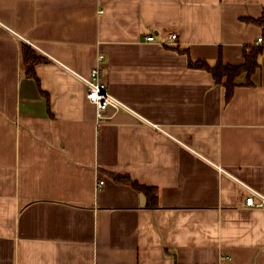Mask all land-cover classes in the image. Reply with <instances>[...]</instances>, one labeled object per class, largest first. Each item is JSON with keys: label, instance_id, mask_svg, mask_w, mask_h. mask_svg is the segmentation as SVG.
I'll list each match as a JSON object with an SVG mask.
<instances>
[{"label": "crops", "instance_id": "1", "mask_svg": "<svg viewBox=\"0 0 264 264\" xmlns=\"http://www.w3.org/2000/svg\"><path fill=\"white\" fill-rule=\"evenodd\" d=\"M263 11L264 0H0V264H264V207L245 201L264 194V53L229 102L188 65L242 64L264 45L249 20ZM22 43L47 58L40 84ZM100 54L108 91L134 110H108L102 125L80 78ZM111 173L157 188L159 205Z\"/></svg>", "mask_w": 264, "mask_h": 264}, {"label": "trees", "instance_id": "2", "mask_svg": "<svg viewBox=\"0 0 264 264\" xmlns=\"http://www.w3.org/2000/svg\"><path fill=\"white\" fill-rule=\"evenodd\" d=\"M254 21L262 27L264 40V11L262 15L255 19H249ZM22 63L26 69V74L29 77L34 78L38 84L40 80L36 74L35 66L40 62H46L47 58L36 51L31 45L22 43ZM264 53V45H252L245 48L244 51V62L242 64H230L224 62L222 55L220 54L218 60L211 64L207 60L197 59L194 60L191 56L188 57V65L190 68L203 69L210 72L216 82L225 89V102H229L233 95L235 88L239 85L237 78L242 74L246 73L247 83L246 85H253L251 80L252 75L260 67L259 57ZM40 86V85H39ZM42 91V90H41ZM44 94L48 95L45 91ZM111 177L120 183H128L136 188L138 191L144 192L150 200L148 203L149 207H157L159 205V193L158 189L152 186L140 184L137 180L131 178L128 174L122 173H111Z\"/></svg>", "mask_w": 264, "mask_h": 264}, {"label": "built area", "instance_id": "3", "mask_svg": "<svg viewBox=\"0 0 264 264\" xmlns=\"http://www.w3.org/2000/svg\"><path fill=\"white\" fill-rule=\"evenodd\" d=\"M146 39L148 41H153L155 40V36L151 34L148 35ZM170 40L172 43L176 42L178 40V35L176 33L171 34ZM257 42H263L262 36L258 38ZM103 61L104 55L100 54L98 57V64L91 69L90 73L88 75H80L81 80L85 84L86 98L96 107L98 125H102L104 121L111 118L108 114V110H112L113 114L121 110L134 113V110L130 106L108 91L107 83L103 80L102 76ZM102 184H104V180H100V185ZM245 201L248 206L263 208L264 194L250 189V194L246 197Z\"/></svg>", "mask_w": 264, "mask_h": 264}, {"label": "water", "instance_id": "4", "mask_svg": "<svg viewBox=\"0 0 264 264\" xmlns=\"http://www.w3.org/2000/svg\"><path fill=\"white\" fill-rule=\"evenodd\" d=\"M140 198H141V204H143L144 200H145V195L142 193L140 194Z\"/></svg>", "mask_w": 264, "mask_h": 264}]
</instances>
